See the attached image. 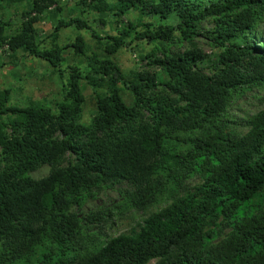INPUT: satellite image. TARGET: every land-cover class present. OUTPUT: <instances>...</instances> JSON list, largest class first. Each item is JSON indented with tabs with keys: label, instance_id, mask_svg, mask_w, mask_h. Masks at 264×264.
<instances>
[{
	"label": "trees",
	"instance_id": "1",
	"mask_svg": "<svg viewBox=\"0 0 264 264\" xmlns=\"http://www.w3.org/2000/svg\"><path fill=\"white\" fill-rule=\"evenodd\" d=\"M53 4L33 0L12 35L0 23V46L67 74L56 111L10 105L0 91V264H264V108L245 133L227 123L236 97L264 87V42L254 40L264 0H83L80 14L113 17L115 33L101 36L80 14L54 30H89L92 49L56 35L41 46L35 25ZM206 20L218 53L204 68L195 39ZM135 42L151 45L141 57L150 70L127 76L112 56ZM67 49L79 61L66 72ZM81 81L95 108L88 125ZM44 165L47 176H30ZM124 183L126 206L148 214L138 231L102 240L88 224L99 215L74 208Z\"/></svg>",
	"mask_w": 264,
	"mask_h": 264
},
{
	"label": "rangeland",
	"instance_id": "2",
	"mask_svg": "<svg viewBox=\"0 0 264 264\" xmlns=\"http://www.w3.org/2000/svg\"><path fill=\"white\" fill-rule=\"evenodd\" d=\"M33 0H3L0 1V23L5 26V34L12 35L17 31L23 14L30 9ZM83 0H55V4L50 6L35 27L41 40V46L49 47L52 44V36L56 35V42L63 46L71 44L77 37L94 48V40L89 30H76L74 27L62 28L55 33V26L59 20L72 19L80 11L76 4ZM84 13L80 15L88 20L89 26L101 36L115 33V19L103 13H95L83 7ZM134 19L135 15L123 17L125 19ZM211 20L202 23V33L195 39L196 46L201 49L207 56L204 68L212 64L218 50L203 35V33L212 27ZM256 44L264 42V22L259 26L254 35ZM138 45H137V44ZM137 45V46H136ZM132 49L121 50L112 59L120 66L125 75H130L132 71L150 70L146 61L141 57L147 54L151 45L147 43L135 42ZM189 48L187 43L181 46H171L172 51H184ZM90 55V53H88ZM65 64L61 67L68 71V66L78 63L71 49L63 53ZM82 68V66H81ZM205 72H208L206 70ZM67 74L60 77L56 70H53L46 62L33 56H27L26 52L20 51L12 55L8 48L0 46V91H10V105L26 106L31 102L40 103L45 107L56 111L57 105L63 101V85L65 84ZM82 93L85 97V105L81 115V123L88 125L94 117L95 108L92 99V90L85 81L80 82ZM125 107L129 113L135 114L132 109V96L130 92L122 90ZM264 108V87L251 88L241 97L231 103L227 109V121H224L235 129L238 133L247 131L246 121L252 115ZM70 159V158H68ZM66 162L64 163V165ZM50 167L42 166L36 171L30 173L34 179H41L48 175ZM199 182L194 176L186 181L187 187H193ZM128 190L126 184L113 185L108 188L99 190L93 197L87 199L82 206L74 208L82 214H97L99 216L96 223H88L93 230L100 232L102 240H107L121 234H132L138 231L142 220L148 213L146 211H134L126 206L123 195ZM153 211V210H152ZM36 259V258H35ZM33 259V264L36 260ZM32 264V263H31Z\"/></svg>",
	"mask_w": 264,
	"mask_h": 264
}]
</instances>
